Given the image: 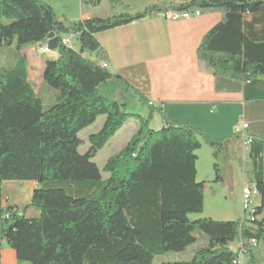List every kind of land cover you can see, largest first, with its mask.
<instances>
[{"label": "trees", "instance_id": "trees-1", "mask_svg": "<svg viewBox=\"0 0 264 264\" xmlns=\"http://www.w3.org/2000/svg\"><path fill=\"white\" fill-rule=\"evenodd\" d=\"M102 1L86 0L94 7ZM111 2L123 6L122 0ZM262 3L183 0L68 25L44 0H0V245L6 241L18 261L31 264H153L157 256L196 244L200 230L209 246L197 250L190 261L162 264H235L243 248L249 262L264 264V136L255 138L250 149L261 196L253 215L237 221L192 220L190 214L204 210L206 182L197 179L203 133L165 116L163 127L154 130L149 119L127 112L126 103L103 95L101 86L109 79L123 81L128 90L135 87L98 65L108 55L97 38L100 32L170 10L247 13ZM69 33L75 34L78 48L63 43ZM208 38L198 56L215 76L252 81L264 75V59L211 51ZM15 43L23 53L4 69L1 50ZM38 43L42 54L51 55L43 63L44 82L58 90L48 108L30 80L25 52ZM90 53H97V60ZM100 116H106L104 125L89 136L90 147L83 153L79 134ZM131 116L139 129L109 158L104 178L94 159ZM213 146L218 159L222 148ZM215 171L219 182L218 163ZM8 181L36 183L30 206L38 215L5 204L3 186ZM236 239L237 252L230 248Z\"/></svg>", "mask_w": 264, "mask_h": 264}, {"label": "crops", "instance_id": "crops-1", "mask_svg": "<svg viewBox=\"0 0 264 264\" xmlns=\"http://www.w3.org/2000/svg\"><path fill=\"white\" fill-rule=\"evenodd\" d=\"M182 1L137 0L133 10L112 8L104 12L99 9L103 0L96 9L83 11L80 20L124 12L136 14L150 4ZM207 35L211 51L240 53L249 60L264 59V3L247 13L202 12L189 19H172L168 13H158L100 32L97 38L108 55L109 70L129 80L147 103L152 101L164 113L162 118L200 130L201 149L210 148L212 158L216 159L213 145L222 148L214 169L218 163L221 171L235 173V165L240 162L246 172L253 161L244 140L264 136V75L252 81L215 76L198 56ZM243 123L248 124L246 129L241 127ZM135 127L137 131L139 123ZM223 163L225 166L220 165ZM197 169L199 172L198 162ZM32 185L37 186L34 182ZM35 212L33 216L39 214ZM3 242L1 264H19L13 249L2 250Z\"/></svg>", "mask_w": 264, "mask_h": 264}, {"label": "rangeland", "instance_id": "rangeland-1", "mask_svg": "<svg viewBox=\"0 0 264 264\" xmlns=\"http://www.w3.org/2000/svg\"><path fill=\"white\" fill-rule=\"evenodd\" d=\"M50 3L59 19H64L68 25L78 22L81 19L83 11L96 9L86 2V0H44ZM123 6L112 3L111 0H105L101 6V11H109L110 9L133 10L137 4V0H122ZM78 48L77 42H74ZM41 44L38 43L27 49L30 66V80L35 89L44 101L45 107L48 108L55 102V95L58 90L49 86L44 82L43 63L51 59L50 54L41 53ZM16 43L13 45H5L1 50V61L4 69H9L14 66L17 58L22 54ZM90 58L97 60V53H90ZM45 64V63H44ZM126 85L123 81L109 79L101 86V93L110 99H115L126 103V111L132 114H141L144 118L149 119L150 127L154 130H159L163 127V118L154 106H149L145 98L137 90H126ZM124 91H127L124 93ZM153 116V117H152ZM106 120V116H100L96 122L90 127L80 132L79 136L83 139L84 145L81 147V152H86L90 147L89 136L98 133ZM137 119L134 116L130 117V121L109 141V143L101 149L94 161L101 168L103 177L107 178L108 173L103 171L109 158L118 153L128 144L132 132H137L135 125ZM244 124V123H243ZM243 128V125L241 126ZM136 128V129H135ZM132 138V137H131ZM210 148L204 147L197 151L199 157L198 181H205L204 193V210L202 213H192L190 218L196 220L199 218H212L217 221H237L240 219H248L250 212L244 211L243 205V189L244 187L252 186L256 188V177L254 167L248 164L246 172H244L242 164L239 162L235 165V173L229 174L227 171H221L224 183L216 181V171L213 168V163L217 162L212 158L209 151ZM225 166V164H220ZM221 169H223L221 167ZM4 199L7 206H11L20 212H26L29 216H33L36 212L30 206L33 185L29 181H8L4 183ZM261 204V196L252 197V205ZM196 235L198 242L187 248L183 252H168L164 255L157 256L153 264H162L163 262L190 261L200 248L209 246V239L202 231L197 230ZM206 242V243H205ZM240 241L236 239L230 244L233 251H238ZM12 249L7 242H3L2 250ZM19 264H31L28 261H18Z\"/></svg>", "mask_w": 264, "mask_h": 264}, {"label": "built area", "instance_id": "built-area-1", "mask_svg": "<svg viewBox=\"0 0 264 264\" xmlns=\"http://www.w3.org/2000/svg\"><path fill=\"white\" fill-rule=\"evenodd\" d=\"M169 17L172 19H180V18H185V19H189L191 17H195V16H200L202 14V12L200 10H196V11H173L170 10L168 12ZM74 40H75V34L74 33H69L68 35H65L63 38V43L67 46H73L74 45ZM83 56L86 57V54H83ZM98 65L103 67V68H109L110 67V63L107 60H100L98 61ZM149 106H153L154 103L152 101H150L148 103ZM248 127L247 123L243 124V129H246ZM254 137H247L244 140V146L247 149H251V145L253 143ZM243 205H244V211L250 212V216L253 215L254 211H255V206L252 205V197L253 196H259V192L258 190L255 188L253 189L252 186H248V187H244L243 189ZM249 216V217H250ZM253 245H255V240H252L251 242ZM235 264H260V263H254V262H249L248 258L246 257V249L243 248L241 249V251L239 252L238 257L235 259L234 261Z\"/></svg>", "mask_w": 264, "mask_h": 264}, {"label": "bare ground", "instance_id": "bare-ground-1", "mask_svg": "<svg viewBox=\"0 0 264 264\" xmlns=\"http://www.w3.org/2000/svg\"><path fill=\"white\" fill-rule=\"evenodd\" d=\"M255 246H257L256 242H255Z\"/></svg>", "mask_w": 264, "mask_h": 264}, {"label": "water", "instance_id": "water-1", "mask_svg": "<svg viewBox=\"0 0 264 264\" xmlns=\"http://www.w3.org/2000/svg\"><path fill=\"white\" fill-rule=\"evenodd\" d=\"M52 36V35H51Z\"/></svg>", "mask_w": 264, "mask_h": 264}]
</instances>
